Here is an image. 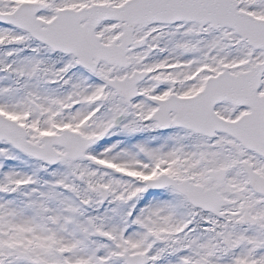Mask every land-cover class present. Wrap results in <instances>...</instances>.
Wrapping results in <instances>:
<instances>
[{"label": "snow or ice", "instance_id": "6c2138e0", "mask_svg": "<svg viewBox=\"0 0 264 264\" xmlns=\"http://www.w3.org/2000/svg\"><path fill=\"white\" fill-rule=\"evenodd\" d=\"M0 264H264V0H0Z\"/></svg>", "mask_w": 264, "mask_h": 264}]
</instances>
